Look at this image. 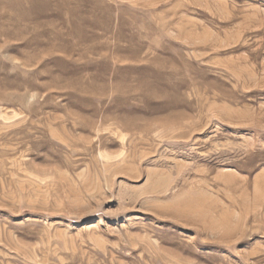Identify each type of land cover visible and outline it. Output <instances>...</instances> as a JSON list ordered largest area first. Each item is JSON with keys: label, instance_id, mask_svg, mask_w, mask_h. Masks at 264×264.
<instances>
[{"label": "rangeland", "instance_id": "obj_1", "mask_svg": "<svg viewBox=\"0 0 264 264\" xmlns=\"http://www.w3.org/2000/svg\"><path fill=\"white\" fill-rule=\"evenodd\" d=\"M0 264H264V0H0Z\"/></svg>", "mask_w": 264, "mask_h": 264}]
</instances>
